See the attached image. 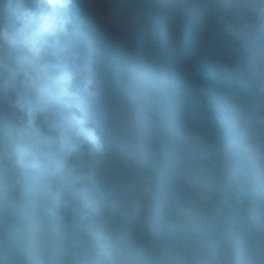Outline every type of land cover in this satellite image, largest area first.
Returning a JSON list of instances; mask_svg holds the SVG:
<instances>
[{
  "label": "trees",
  "instance_id": "16d2710c",
  "mask_svg": "<svg viewBox=\"0 0 264 264\" xmlns=\"http://www.w3.org/2000/svg\"><path fill=\"white\" fill-rule=\"evenodd\" d=\"M14 1L0 0V264H132L128 250L149 264H264V145L251 132L264 0H73L59 59L91 68L99 145L63 176L20 160L33 141L15 104ZM204 18L217 56L161 61L164 33L184 38Z\"/></svg>",
  "mask_w": 264,
  "mask_h": 264
},
{
  "label": "clouds",
  "instance_id": "9594fccd",
  "mask_svg": "<svg viewBox=\"0 0 264 264\" xmlns=\"http://www.w3.org/2000/svg\"><path fill=\"white\" fill-rule=\"evenodd\" d=\"M73 0H32L18 12L12 48L23 54L22 79L15 104L33 141L21 162L53 175H65L68 158L84 146L98 147L99 137L86 116L91 68L59 59L74 31Z\"/></svg>",
  "mask_w": 264,
  "mask_h": 264
},
{
  "label": "rangeland",
  "instance_id": "374dc122",
  "mask_svg": "<svg viewBox=\"0 0 264 264\" xmlns=\"http://www.w3.org/2000/svg\"><path fill=\"white\" fill-rule=\"evenodd\" d=\"M21 7H25V3L21 0H15L13 4L14 14L18 17V12ZM165 45L162 49H159V57L161 61L168 64L178 65L181 62H187L197 56L201 55H215L219 53L216 48L215 35H217L216 29L210 26L207 18L201 20L194 29L182 37H175L167 30L165 33ZM230 104L237 110H241L244 107V98L240 94L232 95ZM256 121L255 129L251 132L257 131L260 139L264 145V101L259 98L254 102ZM245 113L239 114L240 117ZM264 147V146H263ZM122 259H126L132 262V264H149L140 255L138 250H128L121 255Z\"/></svg>",
  "mask_w": 264,
  "mask_h": 264
}]
</instances>
